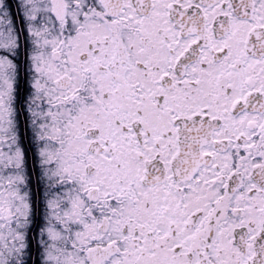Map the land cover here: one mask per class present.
<instances>
[{"label": "snow or ice", "instance_id": "1", "mask_svg": "<svg viewBox=\"0 0 264 264\" xmlns=\"http://www.w3.org/2000/svg\"><path fill=\"white\" fill-rule=\"evenodd\" d=\"M0 264H264V0H0Z\"/></svg>", "mask_w": 264, "mask_h": 264}]
</instances>
